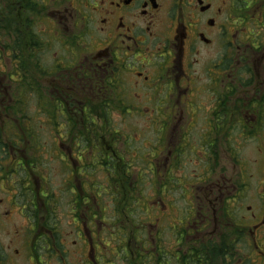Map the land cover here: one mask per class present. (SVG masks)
Here are the masks:
<instances>
[{
  "label": "flooded vegetation",
  "instance_id": "flooded-vegetation-1",
  "mask_svg": "<svg viewBox=\"0 0 264 264\" xmlns=\"http://www.w3.org/2000/svg\"><path fill=\"white\" fill-rule=\"evenodd\" d=\"M0 139V264H264V0H0Z\"/></svg>",
  "mask_w": 264,
  "mask_h": 264
},
{
  "label": "rangeland",
  "instance_id": "rangeland-1",
  "mask_svg": "<svg viewBox=\"0 0 264 264\" xmlns=\"http://www.w3.org/2000/svg\"><path fill=\"white\" fill-rule=\"evenodd\" d=\"M29 111L30 112L34 111V106L33 105L29 107ZM140 127L142 128V123L140 124ZM126 130H129V133L126 134V136L130 135L131 136V140H127V137H126L124 139V142L129 143L131 145L133 144L134 145V147H133L134 150H136V149L139 150V147H141V148L145 147L146 148V147L149 146L150 139H151V136H152L151 133L149 132V130L138 131V129H135V132H134V130L130 126H129V128H127V126H126ZM28 139L31 140V141H29V143H30L29 147L35 146V144L33 142V139H31V138H28ZM1 141L3 142V144L5 143L4 139H1ZM123 147L127 148V145L124 143ZM135 152H140V151H135ZM141 160H143V156L142 155H141ZM27 162L29 163V160H27ZM99 163L101 164L100 161H99ZM55 167H56V165L54 166V168ZM141 171H143L142 174L144 175V178H143V182L145 184L144 187H141L138 184V180L137 179H136L137 181L136 180H134V181H135V184L139 185V187L142 189L144 194L146 196H148V195L151 194V190H150L149 186H150V180H152V176H150L148 174L145 175V173H147L148 171H145L143 169V165H141V168H140L139 172H141ZM162 173H164V172H162ZM54 174H55V171L52 170V172L48 173V178L52 180L54 178ZM135 174L138 175L137 171H135ZM179 174H181V173H179ZM179 174H177V175H179ZM174 175H175V173H174ZM15 177H16V179H19L20 176H15ZM97 177H99L97 182L98 183H102L103 182L102 181L103 178H102L101 174H99ZM59 188H60V193H59V195H60V206H61V210H64L66 208V205L68 204V202L71 200L72 195L69 194L68 187H66V185L63 183V176H61V181H60ZM103 188L104 187L102 185H99L98 190L102 191ZM174 194L176 196L179 195V193L177 191L174 192ZM68 226H70L69 225V220H66V219L62 218L61 227L62 228H66ZM68 230H69V228H67L66 231H68ZM5 243H6V241L4 240V238L2 236H0V248L2 247V244H5ZM7 264H11V263H7Z\"/></svg>",
  "mask_w": 264,
  "mask_h": 264
},
{
  "label": "trees",
  "instance_id": "trees-1",
  "mask_svg": "<svg viewBox=\"0 0 264 264\" xmlns=\"http://www.w3.org/2000/svg\"><path fill=\"white\" fill-rule=\"evenodd\" d=\"M32 139V138H31ZM28 141H31L30 139H28ZM80 141H82L83 143L85 142L84 140H80ZM88 141H90L89 143H88V146H91V145H93V146H99V144H96V140L95 139H90V140H88ZM33 142H34V144L37 146V145H41L42 144V142H43V140L42 139H36V138H33ZM127 146H129L128 144H126ZM0 146H3V142L1 141V139H0ZM130 147H134V145L132 144ZM129 147V148H130ZM128 148V147H127ZM137 150V149H136ZM138 151V150H137ZM139 151H140V153H141V155L143 156V160H141V164H142V162L144 161V159H146L147 161H148V158H146L147 157V155H148V153H149V146L148 147H144V148H141V147H139ZM149 156V155H148ZM98 157V162L100 161V156H97ZM123 167H124V165H123ZM142 172L143 171H141L140 172V182H139V185L141 186V187H144V184L142 185V183H143V178H144V175L142 174ZM147 174L148 175H150L149 174V172H147ZM152 183V182H151ZM135 184V183H134ZM106 187H104V189H105ZM139 191H140V193L142 194V195H144V192L142 191V189L140 190L139 189ZM160 192H159V188H158V194H159ZM144 196H146V195H144Z\"/></svg>",
  "mask_w": 264,
  "mask_h": 264
}]
</instances>
